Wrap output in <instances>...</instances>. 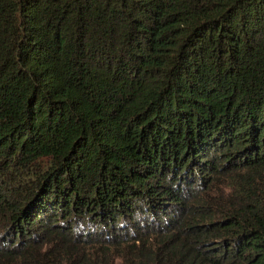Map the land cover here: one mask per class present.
I'll list each match as a JSON object with an SVG mask.
<instances>
[{
    "label": "trees",
    "instance_id": "1",
    "mask_svg": "<svg viewBox=\"0 0 264 264\" xmlns=\"http://www.w3.org/2000/svg\"><path fill=\"white\" fill-rule=\"evenodd\" d=\"M0 264H264V0H0Z\"/></svg>",
    "mask_w": 264,
    "mask_h": 264
}]
</instances>
